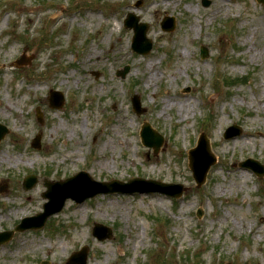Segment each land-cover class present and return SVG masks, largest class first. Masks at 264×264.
<instances>
[{"label": "rangeland", "instance_id": "374dc122", "mask_svg": "<svg viewBox=\"0 0 264 264\" xmlns=\"http://www.w3.org/2000/svg\"><path fill=\"white\" fill-rule=\"evenodd\" d=\"M208 1L0 0V104L10 106L0 107L8 129L0 140V231L42 211L45 178L59 181L84 170L96 181L133 176L185 188L179 198L134 193L66 200L42 228L0 244V264H66L83 245L85 264H264V174L239 166L247 158L264 165V27L255 26L264 4ZM128 13L147 24L152 47L144 55L130 48ZM165 17L173 18V30L161 28ZM118 37L124 57L112 62ZM50 90L62 94L61 107L49 105ZM134 94L145 113L133 112ZM144 121L163 137L156 155L140 142ZM231 124L241 133L225 139ZM201 132L215 163L197 186L187 150ZM246 132L263 136L246 139ZM29 174L37 182L24 190ZM89 182L82 176L53 190L84 192L96 187ZM95 223L110 227L112 237L92 236Z\"/></svg>", "mask_w": 264, "mask_h": 264}, {"label": "water", "instance_id": "95a60500", "mask_svg": "<svg viewBox=\"0 0 264 264\" xmlns=\"http://www.w3.org/2000/svg\"><path fill=\"white\" fill-rule=\"evenodd\" d=\"M201 1H202V4L204 6H208V4H209L208 0H201ZM257 1L264 4V0H257ZM124 25L126 27L132 28L134 31L132 49L138 53H141V54L147 53L151 49V43L149 42L148 39H146V36H145L146 30H147V24H145V23L138 24L137 18L132 14H128V17L125 20ZM161 27L163 30H167V31L172 30L174 28L173 18H166L164 20V22L161 23ZM201 56L202 57L206 56V49H204V48L201 49ZM18 64H21V63H18ZM127 69L128 68H125V70L122 72V75L126 72ZM61 104H62L61 95L58 92H51L50 93V105L53 107H59V106H61ZM132 104H133V109H134V111H136V113L139 114V113L144 112V110L140 108V103H139V99L137 96H134L132 98ZM37 111H38L37 118H38L39 122H41L42 121L41 113L39 110H37ZM6 131H7L6 128H4V126L0 125V139L5 135ZM238 132H239L238 128L233 126V127H230L226 130L224 136L226 138H229V137L237 134ZM148 136H150L154 139L153 143H150V141L148 140ZM141 137H142V141H143L144 145L153 146L155 148V150L158 149V145L162 141V138L159 135H157L150 128V126L148 124H145L143 126V131H142ZM39 140H40V135L37 134L35 136L33 142H32V146L38 148L39 147ZM204 153L208 156V158L204 161H200V163H199L197 158H198L199 154H204ZM213 162H214V159H212L211 156L209 155V149L206 145L205 135L201 134L197 147L190 150V153H189V167L191 168V170L193 172V177L195 178V181L198 185H200L204 181L206 172H207L209 166ZM247 162H248V165L246 164V162L243 163L242 165L248 166V167L252 168L254 171H259V173H261V174L264 172V169H262L255 161L248 160ZM81 176H85L88 180H90V178H88V175L85 172H79L75 176H73L71 178H67L62 182H56V183L46 182L45 186L47 187L48 191H46L44 193V196L46 198H48L49 200H48V202H46L43 205L44 211L41 213H38L37 215H35L33 217L23 219L21 221V223L14 228L13 231L0 233V243L7 241L10 238V236L13 234V232L16 230H24L26 228H38V227L43 226L46 218L48 216H50L51 214L58 212L62 208L64 201L67 198H71V199L75 200L76 202H81L85 198L92 197L99 192H113V191H115L112 188H107L110 184L93 182V183H95L101 187L96 188L94 190H91L89 192H85V193L84 192H78V193L69 192V193L63 194L57 198H53V195H49V190L51 189V187L53 185H59V184L73 182L75 179H77L78 177H81ZM35 182H36L35 176H33V175L27 176L23 182V187L25 189H29L35 184ZM148 183L153 184V186L151 188H147L146 190L139 189L138 191H159V192H164L166 194L174 195V196L180 195V193L182 191L181 187L177 186V185L162 184L160 182H155V181H149ZM167 188H177L178 193L173 194L174 192L167 191L166 190ZM132 191H135V190H130L128 192H132ZM100 227L101 226H99L98 228H100ZM98 230H95L94 234L97 235L99 238L111 236V232L109 229H106L107 232L105 234H100L98 232ZM78 256H79V253L73 254V256L69 259L68 262L70 264H80V263H78L79 261L77 260ZM81 264H83V263H81Z\"/></svg>", "mask_w": 264, "mask_h": 264}, {"label": "bare ground", "instance_id": "6f19581e", "mask_svg": "<svg viewBox=\"0 0 264 264\" xmlns=\"http://www.w3.org/2000/svg\"><path fill=\"white\" fill-rule=\"evenodd\" d=\"M128 8H130V5H127L126 6V9H128ZM190 9H191V7H190ZM159 11H161V8L160 7L153 8V12H156L157 13ZM217 12H219V9H217V11L215 13H217ZM32 19H33L32 17H28V20L27 21H28L29 24L32 22ZM255 26L258 27V28L264 27V15H261L259 18H257L255 20ZM112 27H113V24H110V28H112ZM121 38L122 37H118V39L116 40V42L113 44V47H114L115 53H116V57H114L112 59V62H116L118 60V58L124 57L123 42H122ZM14 47H15V45H12L11 46V49L14 48ZM90 56H91V54L88 53V57H90ZM253 59H254V56H253ZM150 65H152V63H150ZM105 83H106V85H108V82H105ZM92 88H94V87H92ZM94 89H96V88H94ZM0 107H1V110L2 111H5V112L10 111V106L9 105L0 104ZM72 131L73 130H71V132ZM13 134H16V133L14 132ZM257 135L263 136L262 132H257ZM257 135H255L254 133L246 132L245 135H244V137H246V139H248L249 137L253 138V137H256ZM71 137H72V135L69 133L68 134V139H70ZM4 146H5V148H8V145L7 144H5ZM108 146H109V144L107 142V143H105L103 149L108 148ZM3 148L4 147H2L0 149V162H4L5 161V158H4L3 153H2ZM10 160H12V159H10V157H9L6 162H9ZM31 161H33V160H31ZM15 163H17V161H15ZM227 170L230 171L229 169H227ZM232 171L234 172L235 170H232ZM69 208H70V206H69ZM82 210H83V208H82Z\"/></svg>", "mask_w": 264, "mask_h": 264}]
</instances>
